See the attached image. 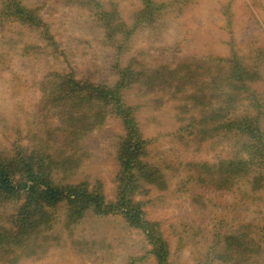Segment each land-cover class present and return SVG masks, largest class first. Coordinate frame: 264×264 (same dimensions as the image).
<instances>
[{
  "label": "rangeland",
  "instance_id": "374dc122",
  "mask_svg": "<svg viewBox=\"0 0 264 264\" xmlns=\"http://www.w3.org/2000/svg\"><path fill=\"white\" fill-rule=\"evenodd\" d=\"M22 1L43 25L31 28L0 13V152L68 153L47 141L52 114L38 106L52 89L43 79L51 72L71 69L79 78L106 84L124 67L146 78L153 74L157 84L148 88L137 81L124 87L122 98L148 141L142 160L151 176L141 175L134 200L145 219L158 223L168 263L264 264V185H248L237 169L217 175V160L230 150L229 140L213 131L216 113H203L194 103V94L218 92L215 80L234 70L254 73L251 89L264 101V0H156L166 5L146 23L135 17L144 0H116L126 24L121 32L114 29L109 41L92 15L94 0ZM102 1L110 7L109 0ZM232 86L227 84L237 101L238 88ZM250 101L246 94L240 103ZM124 135L122 120L108 115L69 152L79 164L55 179L99 181L105 200L115 201L117 150ZM243 142L240 135L236 143ZM65 209L53 210L58 239L18 264H157L142 232L128 227L120 214L88 213L66 230ZM13 210L6 206L3 213Z\"/></svg>",
  "mask_w": 264,
  "mask_h": 264
},
{
  "label": "trees",
  "instance_id": "16d2710c",
  "mask_svg": "<svg viewBox=\"0 0 264 264\" xmlns=\"http://www.w3.org/2000/svg\"><path fill=\"white\" fill-rule=\"evenodd\" d=\"M108 2L109 8L104 6L106 1L104 4L102 0H94L92 15L104 28L106 39L112 40L114 29L121 32L126 23L117 13L116 0ZM165 5L156 0H144L136 20L142 23L152 21L162 13ZM35 12L22 0H0L1 17H13L20 23L39 29L43 24L41 16ZM44 34H49L46 25ZM236 66L245 70L238 63ZM142 77L141 73L124 67L117 69V79L113 84L79 78L71 69L51 72L48 78H43L49 80L48 84L52 87L38 105L41 110L46 109L52 114L53 120L47 125L45 135L51 146L65 148L64 152L68 153L58 157L46 151H25L24 148H17L10 154L0 152V264H18L30 255L46 252L58 239L53 210L60 205L66 207L62 219L66 230L72 229L88 213L96 217L120 214L128 227L142 232L150 247L148 253L155 256L157 264H169L167 243L162 238L158 223L144 218L142 205L133 196L139 188L141 175L146 178L151 176L142 160L148 141L139 133L134 110L124 103L122 90L137 81H145L143 84L149 88L159 80L152 81L153 74ZM254 77V73H239L238 70L225 78L222 74L213 84L218 92L208 95V91L204 90L194 94L196 98L193 99L203 113H216L212 116L217 120L213 131H218L229 140L230 150L217 160V175L237 169L240 171L238 178L242 177L250 186L260 183V188L264 185V128L261 125L264 101L256 90L251 89ZM227 84L233 85V89L238 88L237 101H232L235 93L232 94ZM246 94L254 101L243 106L240 102ZM108 115L119 117L125 130L118 143L117 195L113 202L105 200L99 181L91 185L86 180L64 183L59 182L61 178L55 179L58 174L64 176L71 164H79V158L71 157L69 152L83 136L101 126ZM206 121L207 117H204L202 122ZM189 126L192 127L191 124ZM240 135L246 144L236 143ZM255 164L257 168L253 170ZM10 205L14 210L4 214V208ZM134 261L131 260L130 264Z\"/></svg>",
  "mask_w": 264,
  "mask_h": 264
}]
</instances>
